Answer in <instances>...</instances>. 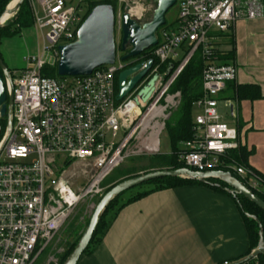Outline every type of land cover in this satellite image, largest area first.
Returning <instances> with one entry per match:
<instances>
[{
  "label": "built area",
  "instance_id": "1",
  "mask_svg": "<svg viewBox=\"0 0 264 264\" xmlns=\"http://www.w3.org/2000/svg\"><path fill=\"white\" fill-rule=\"evenodd\" d=\"M38 4V10L31 8L42 46L23 57L22 70L9 72L11 89L5 81L12 112L10 131L5 120L0 135V264H34L79 204L103 196L102 182L114 170L126 160L160 154L165 122L181 102L179 92L169 91L197 52L204 62L202 96L194 104L199 114L193 139L183 145L179 161L195 173L233 172L259 191L260 181L251 172L224 162L238 149V135L219 115L218 96L236 81L237 69L216 62L215 39L230 34L239 20L263 19V0H177L175 22L159 30L155 47L127 64L117 53L113 65L62 80L47 70L57 68L58 47L75 42L88 6L85 0ZM149 61L146 76L118 101L119 74L141 65L127 84ZM151 81L143 100L139 94ZM66 161L89 169V181L77 191L61 173ZM223 264L264 262L246 257Z\"/></svg>",
  "mask_w": 264,
  "mask_h": 264
},
{
  "label": "crops",
  "instance_id": "2",
  "mask_svg": "<svg viewBox=\"0 0 264 264\" xmlns=\"http://www.w3.org/2000/svg\"><path fill=\"white\" fill-rule=\"evenodd\" d=\"M35 1L39 9V0L29 2L30 7ZM38 35L33 20L18 37L2 40L0 56L10 73L23 68L22 57L37 53ZM215 48L218 64L237 69L236 81L218 96V113L236 130L238 148L249 153L247 167L264 177V18L239 20L230 34L215 39ZM230 52L232 59L225 64L221 58ZM245 86L257 88L259 99L238 100L233 89ZM259 192L264 195V186ZM248 250L233 199L190 186L153 193L123 207L95 251L78 264H223L246 258Z\"/></svg>",
  "mask_w": 264,
  "mask_h": 264
},
{
  "label": "water",
  "instance_id": "3",
  "mask_svg": "<svg viewBox=\"0 0 264 264\" xmlns=\"http://www.w3.org/2000/svg\"><path fill=\"white\" fill-rule=\"evenodd\" d=\"M22 1L19 0L12 9H9V6L7 7L0 18V27L18 11ZM151 1L155 5V10L149 22L138 23L129 14L121 16L119 23L120 41L118 46L115 42V27L117 24L115 9L109 5L94 7L77 31L75 42L58 47L57 76L59 78L86 77L100 67L113 65L117 52L124 53L121 57V61L124 62L130 58H136L145 51L155 47L157 45L156 35L165 26V16L176 5L177 0ZM5 16H7V19L4 20ZM151 67L152 61H149L146 68L133 77L127 84V78L136 73L141 68V65L134 66L120 73L117 80V100L122 101L131 93L136 85L146 76ZM169 67L171 70L172 66ZM0 68L3 74L0 77V119L6 120V130L10 131L12 96L11 91L7 90L6 82L10 84L11 89V81L9 72L1 59ZM153 82L151 81L140 92V98L145 100L148 97ZM146 91L147 93H145ZM1 132L2 127L0 125V135ZM165 178H181L201 183H207L208 180L221 181L228 187L227 192L231 196H241L264 212V202L229 172L214 171L200 174L187 169L147 172L114 185L100 198L93 210L88 225L64 264H78L93 237L105 209L115 198L146 183ZM258 257H264V243L261 230L259 231L258 246L248 258Z\"/></svg>",
  "mask_w": 264,
  "mask_h": 264
},
{
  "label": "trees",
  "instance_id": "4",
  "mask_svg": "<svg viewBox=\"0 0 264 264\" xmlns=\"http://www.w3.org/2000/svg\"><path fill=\"white\" fill-rule=\"evenodd\" d=\"M11 2L12 0H0V18L3 16L4 12L6 11L7 7ZM98 5H109L114 8V5L110 4V2L108 1L93 3L91 4L90 7L89 6L87 7V14L85 18L90 13V11ZM32 25H33V15L29 0H23L18 11L13 15V17L7 20L2 25V27H0V45L2 40L18 37L22 29L30 28L32 27ZM217 54L218 52H216V56ZM232 55L233 52L228 53L225 56V58H221V61H223L225 64H228V61L232 59ZM203 66H204V62L200 57L199 52H197L187 63V65L185 66V68L183 69V71L181 72V74L173 84L171 93L179 92L181 96V102L179 108L172 114L169 122L165 126V130L167 131V135L170 143V153L168 155H155L149 158L148 166L142 168L139 172L179 170L185 168L183 164L179 161V156L183 152V145L189 141H192L193 139L194 121L192 119V109L195 102L199 100L202 96L201 75H202ZM2 75H3L2 70L0 68V77H2ZM233 90L238 100L253 101L259 99V92L255 87H251V86L237 87L234 88ZM4 124L5 123H3V127ZM248 154L249 153L246 152L245 148H238L237 151L229 152L227 157L224 159V162L226 165H234L236 167L244 168L248 172H251L260 181L259 182L260 187L264 186V177H262L255 171L250 170V168L247 167ZM221 171L228 172L224 169H221ZM229 173L234 178H236L240 183H242L244 186L247 187V185H245V183L235 173L233 172H229ZM136 174L137 171L134 169H131L126 172H120L118 176L106 186L103 195L107 193L114 185L131 177H135L137 176ZM143 186H148L152 188H150L149 190L138 192L137 194L129 198L127 202L118 206L119 200L121 199V197H123V195L125 194L124 193L119 197L115 198L107 206L93 234V237L88 247L83 252L82 256H89L95 251L97 246L101 243L104 235L108 231L112 221L117 216L118 212L126 205L136 202L153 193L176 189V188H182V187H190V186L206 187L212 190L213 192L230 196L233 199L248 235V241H249L248 255H250L252 251L256 250L258 246L260 230L262 232V240L264 243V212L241 196H231L227 192L228 187L221 181L208 180L207 183H201L198 181H192L181 178H165V179L146 183L138 188H141ZM252 192L260 200L264 202V195H262L259 191H252ZM116 207H118L117 210H115ZM112 212H114L112 219L108 221L107 217ZM79 239L80 237L69 247L68 251L61 258L60 264H64V262L69 257L74 247L78 243ZM259 260L261 262H264V257H259Z\"/></svg>",
  "mask_w": 264,
  "mask_h": 264
},
{
  "label": "rangeland",
  "instance_id": "5",
  "mask_svg": "<svg viewBox=\"0 0 264 264\" xmlns=\"http://www.w3.org/2000/svg\"><path fill=\"white\" fill-rule=\"evenodd\" d=\"M102 1H108L110 2V4L114 5L116 22H117L116 27H115V42L117 46L119 45V41H120L119 23H120V18L123 14H129V15L131 14L132 18L138 23H147L151 20L152 13L155 10V5L153 4L151 0H85V4L90 7L91 4L100 3ZM34 9L38 10V5L36 1H35ZM136 10H137V12L135 13L136 16H134L132 12H135ZM12 17L13 16H11L9 19H11ZM176 17H177V4L173 8H171L166 14L165 16L166 26L162 27L161 29L172 25L175 22ZM44 32L45 31H43L42 34H44ZM37 44L39 47L42 46L41 33H39L38 35ZM117 53L119 54L120 58L124 55V53H119V52ZM177 53H178V58L180 60L183 57V54L181 53L180 50H178ZM22 59L23 57L21 58V61ZM135 59L136 58H130L124 61L123 63L127 64V63L134 61ZM47 72L50 73L48 74V76L56 80L64 79V78H59L57 76L56 68L49 69L47 70ZM172 88L173 86L171 87L169 92L172 91ZM147 91L145 93H147ZM179 106L170 111L171 114L168 120L165 122V126L169 122L172 114L179 108ZM198 114H199L198 110L195 108V106H193V109H192L193 121L195 120ZM224 118H225L224 120L227 121L228 118L227 117H224ZM3 123H5L4 120L0 122L2 127H3ZM159 149H160V154L158 155H168L170 153V143H169L166 130H164L159 137ZM149 158L151 157H141V158H134V159L126 160L120 167L114 170L102 182L103 190L105 191L106 186L112 180H114L120 172H126L131 169H134L137 171L136 175L149 172V171L139 172L142 168H145L146 166H148ZM61 173L63 175L64 180L76 191L83 188L89 181V169L87 166L83 164H75L73 162L66 161L64 163ZM150 188L152 187L143 186L141 188H135V189H132L126 192L123 195V197H121V199L119 200L118 206L127 202L129 198H131L138 192L149 190ZM98 200L93 201V202L85 201L79 204L78 207L71 214L70 218L66 221L64 226L58 231V233L50 241L48 246L39 255V257L36 259L34 264H60L61 258L68 251L69 247L81 236L84 229L88 225V222L94 210L93 208H95L94 206H96ZM117 208L118 207H116L115 210H117ZM113 214L114 212L108 215L107 217L108 221L112 219ZM249 256L250 255H248L247 257Z\"/></svg>",
  "mask_w": 264,
  "mask_h": 264
},
{
  "label": "bare ground",
  "instance_id": "6",
  "mask_svg": "<svg viewBox=\"0 0 264 264\" xmlns=\"http://www.w3.org/2000/svg\"><path fill=\"white\" fill-rule=\"evenodd\" d=\"M18 1H19V0H13V2L9 5V9H12V8L18 3ZM136 12H137V10H136L135 12H132V14H133L134 16H136V15H135ZM5 19H7V16L4 17V20H5Z\"/></svg>",
  "mask_w": 264,
  "mask_h": 264
}]
</instances>
